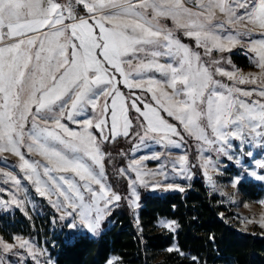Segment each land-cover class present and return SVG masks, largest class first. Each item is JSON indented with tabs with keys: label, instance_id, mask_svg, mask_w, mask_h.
Segmentation results:
<instances>
[{
	"label": "snow or ice",
	"instance_id": "1",
	"mask_svg": "<svg viewBox=\"0 0 264 264\" xmlns=\"http://www.w3.org/2000/svg\"><path fill=\"white\" fill-rule=\"evenodd\" d=\"M77 3H84L91 16H78L73 0H0V41H6L0 43V150L10 149L19 157V168L37 185L41 195L49 196L52 191L63 198L54 203L61 207L64 203L69 205L60 213L62 218L71 220L69 227L79 225L93 233L99 232L109 206H117L115 202L122 198L103 182L105 153L101 144L121 132L128 136L133 122L128 115L129 106L141 117L136 127L143 126L142 134L134 133L139 137L140 146H144L143 139L150 133H165L153 136L161 144L179 143L166 134L180 135L175 125L160 115V109L181 121L189 134L204 141L202 149L208 147L217 155L230 154L231 137L239 136L244 140L247 136L252 138L250 141L259 137L264 143V99L249 103L238 95L242 93L247 97L258 91L264 98V87L259 90L239 88L235 83L226 84L213 78L215 71L239 82H255L259 77L264 84V39L248 41L258 57L261 71L236 75L222 66L210 69L201 62L200 52L192 51L157 20L160 16H170L176 26L186 29V36L195 37L197 45L203 44L206 53L213 48L223 51L240 44L242 35H251L243 30L247 25L237 28L238 22L247 20L264 29V0H196L205 11L194 10L183 0H77ZM146 9H151L152 15H148ZM216 9L224 16L213 22ZM237 9L243 11L238 13ZM227 25L236 31L225 32ZM149 50L153 57L164 55L178 62L165 64L142 60L136 55ZM129 53L131 58H128ZM133 60L138 63L133 65ZM228 63H231L230 57ZM153 67L165 74L164 81L151 75L140 79L132 76ZM121 83L129 90L147 88L156 106L145 103L142 109L136 92H132V99L128 100L119 87ZM161 83L171 85L172 93L163 88L158 92L156 86ZM201 117L206 118L207 127L199 123ZM65 120L79 127H70ZM29 121L30 127L26 128ZM93 126L100 130L99 136L91 130ZM21 145H26L28 152H39L46 162L25 158ZM132 151H136L135 146ZM186 159L181 155L180 164L184 165ZM201 159L207 175V167L214 166L215 161L211 156ZM236 162H240L239 157ZM258 163L264 164V161ZM171 166L175 168V162ZM128 167L136 174L135 178L129 176L131 198L128 202L133 209L139 207L137 182L150 189L181 188L180 184L156 180V172H142L138 160H132ZM158 171L163 176V171ZM251 174L257 175L254 171ZM11 178L19 184L17 177ZM260 178L264 179V175ZM240 179L237 175L232 183L239 184ZM209 182L214 183L211 176ZM93 183L99 185V190L92 187ZM82 188L92 193L87 201ZM11 203L22 206V201L15 196ZM259 223L264 225V215ZM162 224L172 231L178 226L174 220L162 221ZM14 239L15 243H9L0 237V264H20L6 259L12 254L24 255L16 245L27 248L35 259L29 241L19 235ZM36 251L44 254V250ZM115 259L110 257L106 264H113Z\"/></svg>",
	"mask_w": 264,
	"mask_h": 264
},
{
	"label": "trees",
	"instance_id": "2",
	"mask_svg": "<svg viewBox=\"0 0 264 264\" xmlns=\"http://www.w3.org/2000/svg\"><path fill=\"white\" fill-rule=\"evenodd\" d=\"M80 14L84 15V10ZM183 39L202 52L192 38ZM232 60L244 67L253 64L239 49L233 50ZM210 69L214 67L211 65ZM168 120L185 132L179 122ZM136 125L137 122L128 136L118 135L101 144L107 177L122 198L104 221L99 235H74L52 206L37 195L33 216L19 208H0L1 233L8 237L45 236L54 264H106L111 255L119 257L115 264H264V235L238 230L232 221V207L210 191L203 176L196 177L192 186L184 190H142L136 218L126 197L129 181L118 171L126 161L125 151L132 135L140 132ZM92 129L99 136V131ZM239 186L246 196L262 194L255 181L242 180ZM160 218L176 221V230L158 231ZM173 244L178 246L177 250L164 251Z\"/></svg>",
	"mask_w": 264,
	"mask_h": 264
},
{
	"label": "rangeland",
	"instance_id": "3",
	"mask_svg": "<svg viewBox=\"0 0 264 264\" xmlns=\"http://www.w3.org/2000/svg\"><path fill=\"white\" fill-rule=\"evenodd\" d=\"M57 2H63V1L57 0ZM183 2L188 7L193 8L194 10L205 11L204 9L199 8V4L196 3V0H183ZM105 11H111V9H105ZM145 11L147 12L148 15H152L151 9H146ZM242 11L243 9H237L238 13ZM215 13L216 15L213 22L221 19L224 16V14L220 13L218 9L215 10ZM84 15H88L89 17L91 16V14L87 12V9L84 11ZM157 20L165 27L171 29L173 35L179 38L183 43L188 44L189 48L192 51H197L192 47L189 41L183 39V37H187V38L189 37L185 35L186 29L184 27L176 26L175 22L172 20L170 16L169 17L160 16L157 17ZM244 25H247V27L244 28L243 30L250 32L251 35L250 36L242 35L241 43L231 48L224 49L223 51L213 48L211 49L210 53H206L203 44L198 45V47L202 50V52L197 51L201 53V62L209 65V67L212 65L214 69L219 66L225 67L229 71L236 72V75L244 74L245 76H247L249 73L258 74L261 71L257 64L258 57H256L255 52L251 50L248 41L250 40L258 41L264 39V29L260 28L257 25H252L247 20L238 22L237 28H243ZM228 30L235 32L236 28H232L231 25H227L224 31L227 32ZM189 38H192L196 43L195 37H189ZM257 47H259V45H257ZM234 49H239L241 54L248 55L251 58L250 61L253 62V64L244 67L233 62L232 56ZM136 55L142 60H156L159 61L160 63H165V64L166 63L175 64L178 62L177 59H174L173 57H169V56L160 55L153 57L151 50L147 52H140L137 53ZM131 57L132 54L129 53L128 58ZM220 57H223V59H220ZM229 57L231 59L230 64L228 63ZM213 60H216L217 63L213 64L212 63ZM207 61L209 62L207 63ZM136 63H138V61L133 60V65H135ZM148 75L154 76L156 79L160 81H164L166 78L165 74L160 72L155 67L145 68L141 73L132 74L133 78L135 79H140ZM213 78L220 79L226 84L235 83L236 86L239 88H246V89L256 88L259 90L261 87H264V84L261 83L259 77H257L255 82H249L247 80L245 82H239V81H234L233 79L219 72H213ZM180 83L181 82L179 81L177 82L178 86H180ZM119 87H121V90L124 91L128 100L132 99L131 93L136 92L137 103L142 109L145 103H151L154 107L156 106L155 100L152 99V93L148 91L147 88L139 89V90L137 89L129 90L127 86L123 85L122 83L119 85ZM156 87L158 92L161 88H163L164 91H167L169 93H172L173 91L171 85L165 83H161ZM217 88L219 90V86H217ZM140 91H142L143 93ZM146 95H148L151 98L150 100L152 101L146 99L145 97ZM205 95H207V92L205 93ZM238 95L240 96V99L247 100L249 103H252L254 100L258 101L264 99L259 96L258 91L254 92L251 96H247V97H245L242 93ZM96 111L97 112L99 111V102ZM91 114H92V110L90 109L89 106V115ZM128 115L133 120L132 125L130 126L129 129L130 132L134 123H136L137 120L140 119L141 117L140 114L136 113L135 109L130 106L128 109ZM160 115L163 116L164 119L166 120H168V118L170 119L172 118L173 120L179 122L180 125L183 127V123L181 121L177 120L175 117L169 116L165 110L160 109ZM64 122L69 123L70 127H79L77 125L72 124L71 122H68L67 120H65ZM168 122L174 124L170 122V120H168ZM199 123L207 127L206 118L201 117ZM174 125L177 131L180 133V135L177 136L175 133L172 132H168L166 134L171 139L179 141V143L175 145L167 144L166 142L164 144H161L158 139H153V136H163L165 135V133H150L148 137H145L143 139L142 143L144 146H140V144L138 143L139 137L133 134L130 147L128 151H125L126 161L123 165L119 166V170H118L119 174L126 177L128 181H129V176L135 178L136 174L131 171L128 165L132 160H138L140 163V170L142 172H148V171L156 172L157 175L155 176V179L160 181L161 183H176L181 185L180 189H176V188L167 189L163 187L150 189V188H145L143 185H140L137 182L136 190L139 193V196L142 190H150L160 193L171 190H184L192 186L193 181L196 177L203 176L210 191L217 194L226 204L232 207L235 213L232 221L238 230L243 232H252L259 235H264V225L259 223V220L261 219L262 215H264V203H261V201L264 200V179L260 178V176L264 175V164L258 163V161H264V143L260 142V138L257 137L253 139V141H250L249 139L252 138L247 136L244 140H241L239 136L231 137L230 142L232 143L233 148L230 150V154L228 156H225L222 153L220 155H217L215 151H213L208 147H204L203 149L201 148V145L204 144V141L200 140L196 136L189 134L186 130L185 132H183L181 129H179L177 124ZM27 127H30V121L29 124L26 125V128ZM230 127L231 125H229V128ZM142 128L143 126H141L140 128L141 134H142ZM91 130L95 134L94 130L93 129ZM97 130L100 131L99 129ZM208 131L209 134H211L210 128H208ZM118 135H123V133L121 132ZM134 146L136 147L135 152L132 151V148ZM21 152L24 153L25 158L31 161L38 160L41 162H46L45 158L39 152H35V151L28 152L26 145H21ZM156 152H159L160 155L154 156L153 154ZM181 155L187 157L184 165H181L179 162V157ZM202 156L205 158L211 156L213 158V161H215L214 166L209 165L207 167V175L205 174L204 161H202L201 159ZM104 157L105 155L103 156V159ZM236 157H239V161H240L239 163L236 162ZM20 162L21 161L19 157L10 149L0 150V169H2V171H0V208H4V209H9L13 207L19 208L20 210L24 211L27 215L33 216L36 212L34 196L37 195L43 197L47 201V203L52 206L53 211L58 214V218L62 222H64L68 230L71 231L74 235L89 234L92 236H97L100 234V232H102L103 223L104 221L107 220L108 216L110 215L114 207L109 206V211L102 220L101 229L97 233H93L88 228L79 225L76 228H71L68 226L71 223V220L68 219V217L62 218L60 215V213L63 212L66 208H68L69 205L67 203H64L63 207H61L59 204L54 203V201L57 200L62 201L63 199L62 197H57L55 192L49 191V196H51V199L49 198V196L41 195L37 189V185L32 180H29L27 178V174L24 172V170L19 168ZM173 162H175L176 165L175 168L171 166ZM122 168L124 169L123 172L121 171ZM158 169L160 171H163V176L159 174ZM177 169H180V171L178 172ZM184 169H187V172H184ZM253 171L257 174L256 176H253L251 174V172ZM8 173H11V176L7 175ZM72 175L75 176L74 173ZM237 175L241 177L240 182L242 180H250L259 183L262 194L259 197L246 196L242 192L239 186L240 182L239 184L232 183V179ZM12 176L18 178L19 180L18 185L15 181L12 180L11 178ZM209 176H211L212 181H214V183L209 182ZM145 178L149 179L147 176ZM42 179H46V178L42 177ZM75 179L77 180L78 183L83 184V181H80L79 177H75ZM103 182L109 188H111L112 191H114L107 177L106 171L103 177ZM149 182H151L150 179ZM41 187H43V185H41ZM92 187L96 190H99V185L95 183H93ZM81 190L84 194V199L86 201L89 200L92 193H90L86 188H82ZM72 195H74V193ZM13 196H15L18 199V201H22V206L20 203H17L15 205L11 203ZM126 197L128 201L131 198L130 185H129V192L127 193ZM118 202H115L116 205L118 204ZM139 207H140V203H139ZM139 207L134 209L136 213L135 214L136 218H138ZM72 211L75 212V209H72ZM167 220H171V219L160 218L157 223L156 229L158 231H172L171 229L165 227L162 224V221H167ZM0 237H3L9 243H15V239H14L15 236L8 237L3 235L0 231ZM20 237L31 243V245L33 246V251L35 253V259H33V254L29 253L27 248H19V245H16V249L24 253V255L21 257H17L14 254H12V255H8L6 259L19 261L20 264H49V262H51V264H54V259L52 258L50 251L46 245L47 238L45 236L33 237V238L27 236H20ZM51 243H53V241H51ZM173 245H175L176 247L170 246L166 248L164 251L177 250L178 246L176 244ZM36 249L44 250V254L41 255L40 252L36 251ZM110 257H116V259L113 261V264L117 263L119 260V257L117 255H111Z\"/></svg>",
	"mask_w": 264,
	"mask_h": 264
},
{
	"label": "built area",
	"instance_id": "4",
	"mask_svg": "<svg viewBox=\"0 0 264 264\" xmlns=\"http://www.w3.org/2000/svg\"><path fill=\"white\" fill-rule=\"evenodd\" d=\"M64 2H67V0H64ZM73 7L78 16L80 15L81 11L86 8L83 3H77L76 0H73Z\"/></svg>",
	"mask_w": 264,
	"mask_h": 264
},
{
	"label": "crops",
	"instance_id": "5",
	"mask_svg": "<svg viewBox=\"0 0 264 264\" xmlns=\"http://www.w3.org/2000/svg\"><path fill=\"white\" fill-rule=\"evenodd\" d=\"M60 1V0H59ZM86 10V8L84 9V11ZM66 23H68V22H70V21H68V20H66L65 21ZM47 26H45V28H46ZM44 29H42L41 31H43ZM13 39H15V38H13ZM4 42H6V41H0V43H4Z\"/></svg>",
	"mask_w": 264,
	"mask_h": 264
}]
</instances>
